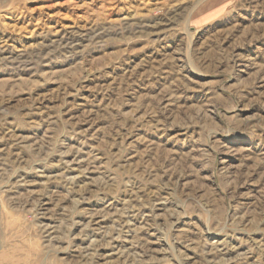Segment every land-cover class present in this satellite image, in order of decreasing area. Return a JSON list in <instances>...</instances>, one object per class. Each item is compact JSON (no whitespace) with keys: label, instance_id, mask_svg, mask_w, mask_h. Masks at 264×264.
<instances>
[{"label":"rangeland","instance_id":"1","mask_svg":"<svg viewBox=\"0 0 264 264\" xmlns=\"http://www.w3.org/2000/svg\"><path fill=\"white\" fill-rule=\"evenodd\" d=\"M0 264H264V0H0Z\"/></svg>","mask_w":264,"mask_h":264},{"label":"bare ground","instance_id":"2","mask_svg":"<svg viewBox=\"0 0 264 264\" xmlns=\"http://www.w3.org/2000/svg\"><path fill=\"white\" fill-rule=\"evenodd\" d=\"M171 22V21H170ZM163 24V23H162ZM166 25V24H165ZM158 33V32H157Z\"/></svg>","mask_w":264,"mask_h":264}]
</instances>
